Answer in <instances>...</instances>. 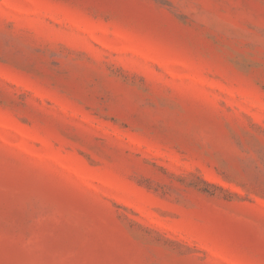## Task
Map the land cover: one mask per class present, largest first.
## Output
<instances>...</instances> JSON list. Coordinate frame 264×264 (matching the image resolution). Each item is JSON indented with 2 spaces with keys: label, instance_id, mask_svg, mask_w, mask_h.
<instances>
[{
  "label": "rangeland",
  "instance_id": "rangeland-1",
  "mask_svg": "<svg viewBox=\"0 0 264 264\" xmlns=\"http://www.w3.org/2000/svg\"><path fill=\"white\" fill-rule=\"evenodd\" d=\"M0 264H264V0H0Z\"/></svg>",
  "mask_w": 264,
  "mask_h": 264
}]
</instances>
